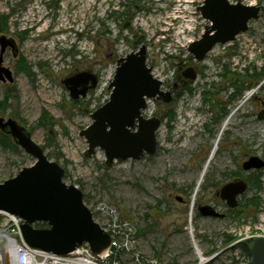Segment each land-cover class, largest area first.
<instances>
[{
  "label": "rangeland",
  "instance_id": "rangeland-1",
  "mask_svg": "<svg viewBox=\"0 0 264 264\" xmlns=\"http://www.w3.org/2000/svg\"><path fill=\"white\" fill-rule=\"evenodd\" d=\"M203 1L0 0V13L9 17L0 25V36L13 38L20 54L15 59L11 51L5 53L4 65L15 81H0V101L6 103L0 117H12L31 130L48 158L65 168L64 181L84 192L95 221L101 222L97 208L104 202L135 224L136 251L142 256L163 264H233L234 259L245 264L236 245L264 232V169L259 170L262 186L249 185L239 197L241 216L231 213L219 193L226 183L247 181L255 172L243 170L250 157L264 160V122L257 117L264 108V78L240 99L230 98L237 76L264 73V0H241L261 5L260 17L236 40L218 44L196 62L188 47L209 25L198 10ZM141 46L148 48L154 77L174 98L169 104L148 101L143 111L147 119H163L155 154L119 160L109 168L103 150L89 154L82 132L93 123L92 114L110 100L119 59ZM25 66L29 74L23 72ZM189 67L196 69L197 80L184 77ZM82 71L95 73L100 84L75 101L62 80ZM246 96L250 100L235 113L215 149L224 119ZM44 112L54 118L51 126L41 124ZM171 113L174 119L169 121ZM35 163L21 147L13 151L0 144V183ZM254 198L260 199L258 210L246 206ZM206 205L224 218L200 216L199 206ZM229 234L237 240L226 243ZM122 261L134 264L127 255Z\"/></svg>",
  "mask_w": 264,
  "mask_h": 264
},
{
  "label": "water",
  "instance_id": "water-1",
  "mask_svg": "<svg viewBox=\"0 0 264 264\" xmlns=\"http://www.w3.org/2000/svg\"><path fill=\"white\" fill-rule=\"evenodd\" d=\"M203 2L198 10L209 25L201 38L188 47L196 62L205 60L218 44L231 43L241 33L247 32L251 20L258 19L263 11L260 6H248L242 2ZM0 47V81L13 84V72L3 63L8 48L14 58L18 56V44L4 34L0 36ZM147 57L148 48L141 46L119 59L110 85V100L92 114L93 123L82 132L90 155L97 148L104 151L106 167H112L119 160L139 161L145 155H154L158 149L157 132L162 126L161 120L147 119L143 111L147 109L148 101L171 103L173 92L163 90L164 83L154 77ZM183 75L192 81L198 79L194 67H189ZM62 83L75 101L86 98L100 84L98 76L87 71L64 78ZM257 117L264 122V108ZM132 129L137 130L132 132ZM0 130L10 135L15 144L36 161L32 167L23 168L17 176L0 183V211L24 220L21 230L25 243L60 255L73 252L84 243L90 245L96 254L109 249L111 237L94 221L93 213L84 202L83 191L77 185H68L64 181L65 168L48 158L43 146L32 139L31 130L12 117H0ZM263 168L264 160L259 156H252L243 164L246 172ZM248 187L249 183L237 179L226 183L219 196L230 209H236L239 197L247 192ZM198 214L224 218L210 205L199 206ZM36 222L47 223L49 227L36 228ZM250 259L246 264H264L263 236L253 241Z\"/></svg>",
  "mask_w": 264,
  "mask_h": 264
},
{
  "label": "built area",
  "instance_id": "built-area-1",
  "mask_svg": "<svg viewBox=\"0 0 264 264\" xmlns=\"http://www.w3.org/2000/svg\"><path fill=\"white\" fill-rule=\"evenodd\" d=\"M245 4L259 5L253 1ZM97 212L101 215V222H96L100 223L104 231L111 236L110 248L96 254L90 245L83 244L74 252L60 255L29 247L22 237V219L1 210L0 264H126L121 262L123 255L130 256L134 264H163L157 259L152 260L136 251L137 227L124 219L113 205L102 202ZM94 215H96L95 212ZM261 236L264 237V232L251 237L254 239Z\"/></svg>",
  "mask_w": 264,
  "mask_h": 264
},
{
  "label": "trees",
  "instance_id": "trees-1",
  "mask_svg": "<svg viewBox=\"0 0 264 264\" xmlns=\"http://www.w3.org/2000/svg\"><path fill=\"white\" fill-rule=\"evenodd\" d=\"M8 19H9L8 16H6L4 14L2 16V14L0 13V22H2L0 25L3 24V26H4L5 24H7ZM0 32H2V31L0 30ZM24 70H25V73L29 74L30 67L27 68L25 66L23 68V72H24ZM263 78H264V73H261L260 75H257L256 73H254L252 75L245 74V75H243V77L237 76L236 80L231 84V87L234 88V93L230 96L231 101H233L234 99L235 100L240 99L244 95V91L251 90L255 86L257 87V85L263 80ZM205 94H207V93H205ZM4 106H6V103L0 101V113H3L6 111ZM166 117H168L167 119H169V121L174 119L173 113L167 115ZM44 120H47L48 123L46 124V121H44ZM160 120H161V122H163V119H160ZM41 121H42L41 124L43 125V127H47V126H51V124L54 123V118L50 117L47 112H44L42 115ZM0 144H2L3 147L7 148L8 150L12 149L13 151H17L19 149L18 146L15 144L14 140H12V137L10 135L8 136L5 133H3L2 130H0ZM261 178H262V173L260 171H255L253 174H251L248 177L247 183H249V185H251V187H255V188L259 189L263 184L261 182ZM84 197L86 198V196H84ZM249 205H253L254 208L256 210H258L260 208V205H261L260 199H258V198L249 199V201H247L246 206L249 207ZM240 207H241V205H239L238 208H236V209H231L230 210L231 213H234L236 217H239V215L241 216V213H239L241 211H238V210H240ZM244 210H245V207H244ZM35 226L39 229H43L47 225L46 224L45 225L36 224ZM137 232H138V229H137ZM138 234H139V232H138ZM226 238H227L226 243L234 242L237 240L236 237H234L230 234L227 235ZM251 245H252L251 240L250 241H243V242H240L239 244L236 245L239 249L241 248L243 258L246 259V262L251 260L250 259L251 258ZM210 253H216V252H210ZM238 263L239 262L236 259H234L233 264H238ZM208 264H213V262H210Z\"/></svg>",
  "mask_w": 264,
  "mask_h": 264
},
{
  "label": "bare ground",
  "instance_id": "bare-ground-1",
  "mask_svg": "<svg viewBox=\"0 0 264 264\" xmlns=\"http://www.w3.org/2000/svg\"><path fill=\"white\" fill-rule=\"evenodd\" d=\"M250 98H251L250 96H246V98L244 99V101H243L242 103H240L237 107H235L234 110H233V112H232L227 118L224 119V122H223V124L221 125V127H220V129H219V133H218V135H217V137H216V139H215V141H214V142H215V145H214V146H215V149H217V146H218L219 143H220L219 141H220L221 137L223 136L225 130H226V129L228 128V126L233 122V120H234L233 118H234L235 113H236L238 110H240L241 108H243L244 105L250 100ZM263 135H264V134H263ZM215 149H214V150H215ZM213 153H214V151H213ZM207 165H209V164H207V162H206V165L204 166V170L202 171V173H201V175H200L201 177H200V179L198 180V183H197L198 186L202 183V181H203V179H204L205 171H206V169L208 168ZM197 192H198V190L194 192L195 200H196ZM195 200H194V202H193V204H192V208L194 207ZM193 212H194V208H193L192 213H191V218L193 217ZM198 255H199L201 261H206V259L203 257V255H202L200 252H198ZM10 263H11V262H10Z\"/></svg>",
  "mask_w": 264,
  "mask_h": 264
},
{
  "label": "flooded vegetation",
  "instance_id": "flooded-vegetation-1",
  "mask_svg": "<svg viewBox=\"0 0 264 264\" xmlns=\"http://www.w3.org/2000/svg\"><path fill=\"white\" fill-rule=\"evenodd\" d=\"M7 51H11V53H12V50H11L10 48H8V49L5 51V53H6ZM12 54H13V53H12ZM19 55H20V54H19V51H18V56H17V57H19ZM13 56H14V54H13ZM17 57H16V58H17ZM16 58H15V59H16ZM1 82H2V81H1ZM2 83H3V82H2ZM6 83H7V82H6ZM6 83H4V84H6ZM90 92H91V91H90ZM90 92H89V93H90ZM172 92H173V91H172ZM246 182H247V181H246Z\"/></svg>",
  "mask_w": 264,
  "mask_h": 264
}]
</instances>
